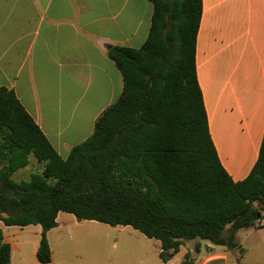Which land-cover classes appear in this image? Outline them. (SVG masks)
Here are the masks:
<instances>
[{"label": "trees", "instance_id": "16d2710c", "mask_svg": "<svg viewBox=\"0 0 264 264\" xmlns=\"http://www.w3.org/2000/svg\"><path fill=\"white\" fill-rule=\"evenodd\" d=\"M149 2L144 44L107 53L121 74V94L66 159L14 93L0 88V222L41 227V264L51 261L46 234L60 212L130 227L159 242L163 262L184 241L232 249L238 230L263 227L264 134L256 163L239 182L221 166L209 134L195 65L201 0ZM29 156L41 172L13 181L10 176L28 165ZM0 264H11L1 229ZM181 264H194L190 252Z\"/></svg>", "mask_w": 264, "mask_h": 264}, {"label": "crops", "instance_id": "0c3cea01", "mask_svg": "<svg viewBox=\"0 0 264 264\" xmlns=\"http://www.w3.org/2000/svg\"><path fill=\"white\" fill-rule=\"evenodd\" d=\"M152 11L149 0H0V88L14 93L60 158L121 94L108 50L139 49ZM195 65L219 162L242 181L264 134V0H201ZM204 245L194 264H226L224 246ZM11 264L24 262L11 255Z\"/></svg>", "mask_w": 264, "mask_h": 264}, {"label": "rangeland", "instance_id": "374dc122", "mask_svg": "<svg viewBox=\"0 0 264 264\" xmlns=\"http://www.w3.org/2000/svg\"><path fill=\"white\" fill-rule=\"evenodd\" d=\"M41 170V165L29 156L28 165L15 171L10 178L15 182L28 180L32 173ZM3 190L0 186V191ZM56 223V227L46 234L52 260L48 264H181L186 246L192 257L198 253L196 245L205 248L203 241H184L179 252L163 262L158 257L159 242L147 239L130 227L78 221L65 213L57 215ZM260 225L263 227L240 229L235 233L238 246L225 247L228 252L226 264H264V222ZM0 229L3 241L11 246L14 262L18 257L24 264H41L35 259L40 226L7 227L0 222Z\"/></svg>", "mask_w": 264, "mask_h": 264}, {"label": "built area", "instance_id": "2783aa9c", "mask_svg": "<svg viewBox=\"0 0 264 264\" xmlns=\"http://www.w3.org/2000/svg\"><path fill=\"white\" fill-rule=\"evenodd\" d=\"M260 222H264V214H262V219Z\"/></svg>", "mask_w": 264, "mask_h": 264}, {"label": "water", "instance_id": "95a60500", "mask_svg": "<svg viewBox=\"0 0 264 264\" xmlns=\"http://www.w3.org/2000/svg\"><path fill=\"white\" fill-rule=\"evenodd\" d=\"M7 163H8V161H7Z\"/></svg>", "mask_w": 264, "mask_h": 264}]
</instances>
